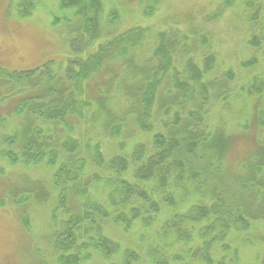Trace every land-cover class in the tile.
Listing matches in <instances>:
<instances>
[{
  "label": "trees",
  "instance_id": "trees-1",
  "mask_svg": "<svg viewBox=\"0 0 264 264\" xmlns=\"http://www.w3.org/2000/svg\"><path fill=\"white\" fill-rule=\"evenodd\" d=\"M43 1L21 0L20 17H31ZM58 2L62 10L74 11L85 21L84 31L69 41L71 55L65 65L48 62L7 75L1 89L10 95L4 110L11 121L0 120V157L11 159L17 152L25 161L13 163L21 160L33 168L42 156H55L48 163L53 170L50 191L43 179L26 180L31 189L22 196L33 201L31 196L36 195L42 204L55 197L50 264H86L94 254L108 264H194L200 257L204 264H215L214 248L225 242V248L233 249L226 242L230 236L238 246L242 236L264 223V140L245 137L252 152L232 173L225 164L239 137L220 120L211 123L205 110L213 96L228 97L225 80L205 82L219 55L208 54L201 61L188 57L181 71L176 50L178 46L186 50L188 40L160 33L155 58L136 64L132 51L145 38L142 28L97 43L93 39L99 34L102 0ZM241 3L251 49L248 61L242 63L249 75L241 94L255 102L249 132L264 127V0ZM93 9L96 17L88 18ZM155 9L149 6L146 13ZM95 42L96 49L89 52ZM120 59L128 68L125 78L118 71ZM104 72L112 75L104 78ZM115 88L127 96L121 112L113 105ZM166 112L176 114L174 123H163ZM154 119L165 131L153 133L148 149L137 143L128 155L108 156L102 151L100 135L128 139L124 133L130 124L152 133L154 122H148ZM20 205L25 218L30 204ZM110 225L125 233L135 228L140 239L147 236L156 246L148 245L144 254L133 247L122 249L121 243L105 234ZM256 243L264 246V238ZM220 261L237 264L236 257Z\"/></svg>",
  "mask_w": 264,
  "mask_h": 264
},
{
  "label": "rangeland",
  "instance_id": "rangeland-1",
  "mask_svg": "<svg viewBox=\"0 0 264 264\" xmlns=\"http://www.w3.org/2000/svg\"><path fill=\"white\" fill-rule=\"evenodd\" d=\"M20 1L0 0V120H3V124L7 123L6 119L11 121L9 111L4 110L10 102L9 93L4 91V81L9 74L32 71L49 64L48 62L65 65L71 55L69 41L79 36L85 28V21L82 23L74 11L62 10L58 0L43 1L32 16L24 20L17 9ZM241 5V0H102L101 15L98 16L99 34L93 39L104 44L127 30L142 28L145 38L142 39V44L132 51L134 62L139 64L151 57L155 58L160 33L170 36L175 34L178 40H188L186 50L182 46H178L176 50L177 66L181 71L188 57L201 61L205 55L218 54L217 67L206 75L205 82L216 84L225 80L227 85L224 90L228 92V97L224 99L213 96L207 102L205 110L210 114L208 118L211 123L220 120L229 132L232 131L239 137L236 146L229 151L225 164L232 173L238 170L242 159L252 152V144L245 137L264 140V127L256 129L253 126V129L247 131L253 119L252 107L255 102L246 101L245 96L249 95L241 94L244 93L241 87L248 84L244 81L249 75L246 74L247 68H244L242 63L248 61L251 50L245 34L247 22L241 12ZM149 6H156L150 15L146 13ZM95 17L93 9L88 18ZM96 45V42L90 44L89 52L91 49L95 50ZM122 63V59L117 60L118 71L122 72L123 77L128 68ZM114 65L115 63H112L111 66ZM229 71L232 73H228ZM41 73L42 71L38 72ZM111 75L110 72H104V78ZM127 76L132 77L129 72ZM3 87L4 89H1ZM113 90V105L115 110L121 112L127 105V96L123 95V90ZM152 115L154 116V113ZM162 120L163 123H174L176 114L166 112ZM152 122V133L142 131L136 124H130L124 133L128 139L123 136L111 138L100 135L98 139L102 151L108 156L128 155L137 143L145 144L148 149L153 133L165 131L159 120L154 119L148 123ZM146 129L144 127V130ZM121 142L126 143L120 146ZM95 152L99 153V150ZM17 159L24 160L17 152L11 159L0 157V264H50L53 256L51 202L55 198L51 196L55 193L50 194L49 202L43 204L36 199V195L31 196L34 197L31 198L33 201L22 196L25 195L23 191L31 189L29 184L24 183L26 180L43 179L44 188L50 191L53 170L48 163L55 161V156H42L33 168L21 160L13 163ZM25 203L30 204V207L24 218L20 204ZM261 224L257 226L258 229L245 235L246 237L242 236L243 240L238 246L235 238L230 236L226 242L230 241L233 249L225 248V242L221 248H214L211 252L219 264L220 260L230 262L232 257L237 258V264H264V246L258 247L256 243L259 237L264 238V223ZM252 233L256 235L255 240ZM105 234L121 243L122 249L133 247L134 250H141L142 254L148 245L156 246L148 241L147 236L140 239V232L135 228L125 233L110 225L105 229ZM201 258L194 264H204ZM119 259L116 256L113 261L117 263ZM85 263L108 264V260L94 254Z\"/></svg>",
  "mask_w": 264,
  "mask_h": 264
}]
</instances>
